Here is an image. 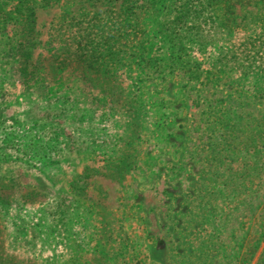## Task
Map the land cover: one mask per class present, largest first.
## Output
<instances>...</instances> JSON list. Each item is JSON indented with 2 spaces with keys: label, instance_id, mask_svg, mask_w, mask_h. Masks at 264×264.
Masks as SVG:
<instances>
[{
  "label": "rangeland",
  "instance_id": "374dc122",
  "mask_svg": "<svg viewBox=\"0 0 264 264\" xmlns=\"http://www.w3.org/2000/svg\"><path fill=\"white\" fill-rule=\"evenodd\" d=\"M17 2L0 264H264V0Z\"/></svg>",
  "mask_w": 264,
  "mask_h": 264
},
{
  "label": "trees",
  "instance_id": "16d2710c",
  "mask_svg": "<svg viewBox=\"0 0 264 264\" xmlns=\"http://www.w3.org/2000/svg\"><path fill=\"white\" fill-rule=\"evenodd\" d=\"M17 4L15 5L14 8L18 7L20 5V8H23V26H25V32L23 33L22 37H23V42H28L26 41V36L33 32L34 26H35V20H36V13H35V7L32 5H29L27 2L31 3V0H17ZM34 4V3H32ZM3 4L0 3V9H2ZM20 11V9H19ZM32 73H27L24 76L26 78L30 77L31 78ZM11 135L14 134V132L10 133ZM122 163V159H119V161L117 162V166H119L120 171L117 172V174L122 173L123 171L121 170V168H124V166L127 165H121ZM121 167V168H120Z\"/></svg>",
  "mask_w": 264,
  "mask_h": 264
}]
</instances>
